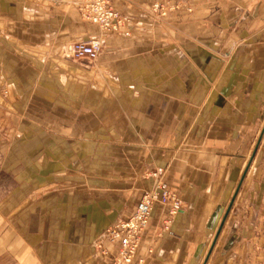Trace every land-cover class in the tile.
<instances>
[{
	"label": "crops",
	"instance_id": "0c3cea01",
	"mask_svg": "<svg viewBox=\"0 0 264 264\" xmlns=\"http://www.w3.org/2000/svg\"><path fill=\"white\" fill-rule=\"evenodd\" d=\"M78 1L0 0V264H109L94 243L116 250L104 233L145 165L181 209L154 205L132 264H264V0H170L160 18L164 0H113L128 36ZM91 36L95 59L67 54Z\"/></svg>",
	"mask_w": 264,
	"mask_h": 264
},
{
	"label": "built area",
	"instance_id": "2783aa9c",
	"mask_svg": "<svg viewBox=\"0 0 264 264\" xmlns=\"http://www.w3.org/2000/svg\"><path fill=\"white\" fill-rule=\"evenodd\" d=\"M113 0H79L76 8L81 20L96 26L100 33L119 32L121 27L124 35H129L128 16L121 14L112 5ZM170 0L154 1L150 12L155 17H163L168 11L176 8L170 5ZM101 51V40L98 36L77 40L69 43L66 52L76 59H95ZM144 174L150 185L143 190L132 213L126 218L117 219L104 233V237L111 243H116V250L109 255V264H132L141 236L146 229L151 212L155 204L169 205V213L173 215L181 209V201L177 194L170 190L164 179L162 167L148 168ZM166 220L163 229L168 228ZM108 254L106 247L101 249Z\"/></svg>",
	"mask_w": 264,
	"mask_h": 264
},
{
	"label": "water",
	"instance_id": "95a60500",
	"mask_svg": "<svg viewBox=\"0 0 264 264\" xmlns=\"http://www.w3.org/2000/svg\"><path fill=\"white\" fill-rule=\"evenodd\" d=\"M263 131H264V125H263L262 131H261V133H260V136H261V134L263 133ZM260 136H259V139H260ZM259 139H258V141H257V143H256V146H257V144H258V142H259ZM241 178H242V177H241ZM239 184H240V181H239V183H238V185H237V187H236V189H235V192H234L232 198H231L230 201H229V204H228V206H227V209H226V211H225V213H224V215H223V217H222V220H221V222H220V224H219V227H218V229H217V231H216V234H215V236H214V239H213V241H212V245H211V247L213 246V244H214V242H215V240H216V238H217V236H218V234H219V231L221 230V227H222V225H223V222H224V220H225V218H226V216H227V213H228V211H229V209H230V207H231V204H232V202H233V200H234V197H235V195H236V192H237V190H238Z\"/></svg>",
	"mask_w": 264,
	"mask_h": 264
},
{
	"label": "rangeland",
	"instance_id": "374dc122",
	"mask_svg": "<svg viewBox=\"0 0 264 264\" xmlns=\"http://www.w3.org/2000/svg\"><path fill=\"white\" fill-rule=\"evenodd\" d=\"M170 5H175V3H172L171 1H170V3H169ZM173 10V9H172ZM76 12H77V8H76ZM77 16H78V18L81 20V18L79 17V15H78V12H77ZM81 21H83V20H81ZM83 22H85V21H83ZM85 23H87V24H90V23H88V22H85ZM73 58V57H72ZM73 59H76V58H73ZM89 61H91V60H89ZM152 167H156V166H154V165H145V168L143 169V173H145V171L148 169V168H152ZM143 173H141V175H140V177L142 178V177H144V174ZM143 190H145V189H143ZM100 242H101V239L100 240H98L96 243H94V246L96 247V248H98V249H100V253L101 254H103V252H102V248H104V247H106L105 246V244L103 243L102 244V246H100ZM114 252V251H113ZM112 252V253H113ZM110 254H111V252H109Z\"/></svg>",
	"mask_w": 264,
	"mask_h": 264
}]
</instances>
